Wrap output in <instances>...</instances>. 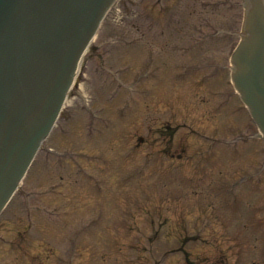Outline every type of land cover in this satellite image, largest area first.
Returning <instances> with one entry per match:
<instances>
[{
	"label": "rangeland",
	"instance_id": "obj_1",
	"mask_svg": "<svg viewBox=\"0 0 264 264\" xmlns=\"http://www.w3.org/2000/svg\"><path fill=\"white\" fill-rule=\"evenodd\" d=\"M198 1L120 0L106 18L0 218V264H264V146L230 142L257 130L219 69L226 38L176 43L203 40L179 36ZM206 1L233 27L242 0ZM166 9L177 34L150 30Z\"/></svg>",
	"mask_w": 264,
	"mask_h": 264
},
{
	"label": "water",
	"instance_id": "obj_2",
	"mask_svg": "<svg viewBox=\"0 0 264 264\" xmlns=\"http://www.w3.org/2000/svg\"><path fill=\"white\" fill-rule=\"evenodd\" d=\"M112 1L0 0V210L50 132L79 59ZM260 52L252 51V61L262 65ZM260 65L253 77L250 68L238 81L245 79L242 85L251 89L249 102L264 126Z\"/></svg>",
	"mask_w": 264,
	"mask_h": 264
}]
</instances>
